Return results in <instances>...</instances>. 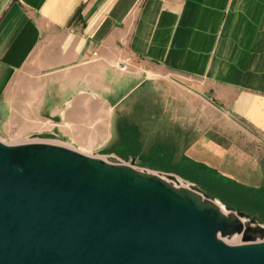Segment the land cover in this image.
<instances>
[{
	"label": "crops",
	"instance_id": "crops-1",
	"mask_svg": "<svg viewBox=\"0 0 264 264\" xmlns=\"http://www.w3.org/2000/svg\"><path fill=\"white\" fill-rule=\"evenodd\" d=\"M163 70L264 145V0H0V124L18 133L125 156ZM218 142L206 175L264 181V154Z\"/></svg>",
	"mask_w": 264,
	"mask_h": 264
},
{
	"label": "water",
	"instance_id": "water-1",
	"mask_svg": "<svg viewBox=\"0 0 264 264\" xmlns=\"http://www.w3.org/2000/svg\"><path fill=\"white\" fill-rule=\"evenodd\" d=\"M149 170L0 140V264H264L258 216Z\"/></svg>",
	"mask_w": 264,
	"mask_h": 264
},
{
	"label": "rangeland",
	"instance_id": "rangeland-1",
	"mask_svg": "<svg viewBox=\"0 0 264 264\" xmlns=\"http://www.w3.org/2000/svg\"><path fill=\"white\" fill-rule=\"evenodd\" d=\"M153 77L152 89L155 96H152L151 100L155 99L156 105L160 106L159 114L151 120L141 117L138 128L137 125L131 126L135 119H128V126L124 130L126 133L135 132L134 138L143 132L145 139L143 141L139 139L142 137L140 135L138 142L136 140L125 142L118 150L125 156L103 150H80L111 162L131 164L135 160L136 167L159 172L173 182L182 180L194 184L199 191H206L225 204L227 209L231 208L228 205L233 206L235 209L258 216L264 223V181L253 177V180L241 183L219 182L216 177L203 172V169L215 167L220 162L219 157L214 156L215 153H219V148L213 144L217 140L219 145L239 143L245 152L260 156L264 154V145H259L258 139L238 127L222 111L214 108L205 97L196 96L190 105L187 101L192 98L188 96L195 95V92L180 85L168 72L156 71ZM149 86L145 84L133 90L126 97L124 105H130L136 98H140ZM168 99L172 101L169 102ZM147 105V102L140 100L135 106L140 116ZM149 105L152 106V102ZM162 108L168 109V113H164ZM0 140L8 144L38 140L74 146L50 134L24 135L2 124ZM179 184L181 185L180 181ZM227 240L232 243L242 242L238 236Z\"/></svg>",
	"mask_w": 264,
	"mask_h": 264
},
{
	"label": "bare ground",
	"instance_id": "bare-ground-1",
	"mask_svg": "<svg viewBox=\"0 0 264 264\" xmlns=\"http://www.w3.org/2000/svg\"><path fill=\"white\" fill-rule=\"evenodd\" d=\"M150 172L152 171V170H149ZM155 172V171H154ZM180 182H181V186H183V187H189L190 186V184L189 183H185V182H183L182 180H179ZM215 202V204L220 208V210L222 211V212H224V213H226V214H230V211L222 204V203H220L219 201H214ZM238 237H241V236H238ZM226 241H228V242H230L229 240H227V239H225ZM232 243V242H231ZM237 243H239V242H237Z\"/></svg>",
	"mask_w": 264,
	"mask_h": 264
},
{
	"label": "trees",
	"instance_id": "trees-1",
	"mask_svg": "<svg viewBox=\"0 0 264 264\" xmlns=\"http://www.w3.org/2000/svg\"><path fill=\"white\" fill-rule=\"evenodd\" d=\"M229 207H233V206H230V205H228ZM233 208H235V207H233Z\"/></svg>",
	"mask_w": 264,
	"mask_h": 264
}]
</instances>
